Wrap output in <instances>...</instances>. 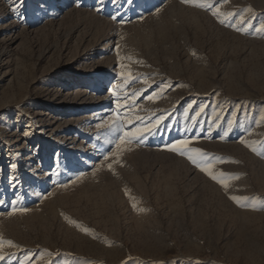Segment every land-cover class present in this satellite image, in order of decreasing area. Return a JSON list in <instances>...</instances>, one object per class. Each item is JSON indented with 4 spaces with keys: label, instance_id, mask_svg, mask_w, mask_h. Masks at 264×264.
Here are the masks:
<instances>
[{
    "label": "rangeland",
    "instance_id": "rangeland-1",
    "mask_svg": "<svg viewBox=\"0 0 264 264\" xmlns=\"http://www.w3.org/2000/svg\"><path fill=\"white\" fill-rule=\"evenodd\" d=\"M262 25L264 0H0V264H264ZM116 112L159 125L117 150Z\"/></svg>",
    "mask_w": 264,
    "mask_h": 264
},
{
    "label": "snow or ice",
    "instance_id": "snow-or-ice-1",
    "mask_svg": "<svg viewBox=\"0 0 264 264\" xmlns=\"http://www.w3.org/2000/svg\"><path fill=\"white\" fill-rule=\"evenodd\" d=\"M186 3H193L195 0H185ZM200 7H205L206 4L201 2L199 4ZM214 15H219V9H217L214 13ZM223 23V21H221ZM262 29H264V25L261 26ZM123 75V73L121 74ZM155 96H149V100H153ZM122 106L120 104H117V108H121ZM141 118L137 117V121H139ZM127 125H131L130 129H126L122 131V134L117 138V141L115 143V147L117 150H119L124 144L128 143L130 140H141L145 134H154L153 129L157 128L159 125V121L155 124H150L148 127H137L136 123L132 120H126V117H121L119 112H116L113 114L112 119L105 120L103 122V125H108L109 127H114L117 130L124 129ZM101 125V127L103 126ZM191 141L189 139H182L175 141L174 143H171L169 145H166L167 149L173 152H177L180 155H187L188 159L193 164H198L201 167V170L206 172L213 180L218 179V177L214 174L213 168L214 165L210 163V156L207 152L203 151L200 148H193L190 147ZM255 151V149H253ZM116 155H119V151H117ZM104 159H108V156L106 155ZM223 159V158H221ZM109 168H111V164L109 165ZM224 176V173L221 172V177ZM234 178H239L238 176H235ZM220 183L227 189L229 187V184L226 180L220 179ZM231 199H233L237 203H241V201H248L253 198L249 197H238V196H232ZM2 203V201H0ZM135 207V205H134ZM15 210V209H14ZM22 211H27V209H22ZM10 246L13 245L12 241L7 242ZM3 245V238L0 237V247ZM0 259H4L3 255H0Z\"/></svg>",
    "mask_w": 264,
    "mask_h": 264
},
{
    "label": "bare ground",
    "instance_id": "bare-ground-1",
    "mask_svg": "<svg viewBox=\"0 0 264 264\" xmlns=\"http://www.w3.org/2000/svg\"><path fill=\"white\" fill-rule=\"evenodd\" d=\"M106 22V21H105ZM107 46H110V41L108 42V45ZM112 48H113V45H111V49L108 50L107 53H110L112 51ZM101 89H102V86L99 84V81H97L95 83V87L92 88L90 91L88 92H82V93H78V97L82 98L83 96L87 95V94H91V91H96V92H93L95 95H101ZM92 94V95H94ZM115 95L114 92L113 93H108V94H105L103 96H99L100 97V103H102L103 101H106L107 103H110L113 99H115ZM89 100V99H88ZM82 103H78L76 104L75 106L73 107H67V106H58V110L56 111V113H69V114H72V115H75L76 112H79L81 110H84V107H85V104L87 102L86 99L82 100L81 101ZM44 105H47L46 103H44L42 106ZM72 123V121L69 122V124Z\"/></svg>",
    "mask_w": 264,
    "mask_h": 264
}]
</instances>
